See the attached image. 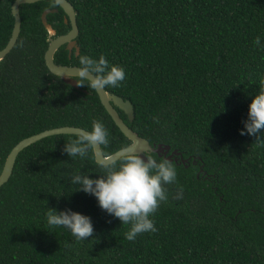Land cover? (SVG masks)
I'll list each match as a JSON object with an SVG mask.
<instances>
[{"label": "trees", "instance_id": "16d2710c", "mask_svg": "<svg viewBox=\"0 0 264 264\" xmlns=\"http://www.w3.org/2000/svg\"><path fill=\"white\" fill-rule=\"evenodd\" d=\"M14 1L0 0V50ZM67 1L79 52L61 46L54 63L103 54L123 65L121 86L104 89L131 103V122L117 112L132 131L179 153L171 161L177 180L152 214L157 231L129 241V225L70 182L77 172L103 174L93 150L69 157L64 145L76 135L44 137L17 154L0 186V264H264V147L240 134L264 80V49L254 45L264 34V0ZM48 9L57 10L46 15L53 35L41 22ZM19 15L18 38L0 60V172L15 144L56 127L91 130L99 119L109 131L104 156L129 145L89 81L75 78L73 88L46 68L47 38L70 29L56 1L22 4ZM48 208L90 216L93 235L78 241L49 225Z\"/></svg>", "mask_w": 264, "mask_h": 264}, {"label": "clouds", "instance_id": "9594fccd", "mask_svg": "<svg viewBox=\"0 0 264 264\" xmlns=\"http://www.w3.org/2000/svg\"><path fill=\"white\" fill-rule=\"evenodd\" d=\"M262 35L254 40V45L260 49H264ZM75 75L81 82L89 81L94 89H104L106 86L120 87L126 71L123 65L110 63L103 54L98 58L81 55ZM261 85L248 105L240 134L255 136L257 146L264 147V80ZM108 143L109 131L101 120L96 119L92 121L91 130H80L75 139L65 143L63 150L69 157L86 158L90 149ZM102 167L104 172L97 177L79 172L72 174L71 184L78 186L76 190L93 195L99 207L118 218L121 224L129 225L125 233L127 240L134 241L141 233L157 231L152 214L161 202L168 200L165 185L176 182V166L167 158L157 159L126 151L118 164L110 161ZM46 218L49 225L67 229L78 241L94 232L91 217L71 208H48ZM65 246L71 247L67 243Z\"/></svg>", "mask_w": 264, "mask_h": 264}, {"label": "water", "instance_id": "95a60500", "mask_svg": "<svg viewBox=\"0 0 264 264\" xmlns=\"http://www.w3.org/2000/svg\"><path fill=\"white\" fill-rule=\"evenodd\" d=\"M41 0H15L11 6V14L13 16V26L11 30L10 37L8 42L6 43L5 47L0 50V60L6 56V54L13 48L20 31V15H19V6L22 4H31ZM58 6L63 10L67 19L64 22H69L70 29L67 33L57 36L56 38L50 39L47 38L48 46L44 53V62L45 66L48 71L61 78V80L70 85L73 88H78L77 81L75 78H78L76 74V67L77 66H64V65H57L54 63L53 57L54 53L58 48L65 45L68 54L75 50V56H77L79 52V48L76 44V37L78 34V28L76 24V16L73 6L67 0H55ZM52 12H56V9L53 10H44L41 14V22L44 27L48 30L49 35H53V30L50 29V26L46 23V15ZM100 104L103 106L104 110L112 119L114 125L119 129V131L123 134V136L130 141V144L124 148H121L115 151L113 154L109 156H104L101 152L100 146L97 145V148L92 149L94 155L95 163L99 165H103L110 161H117L121 157H123L127 152L140 154L141 156L146 155L148 153H155L157 155H163L164 158L169 159L172 161L173 156H179L177 151L169 152V146H161V145H150L149 142L138 136L134 131H132L122 120L119 116L116 109L122 111L127 120L129 122L133 119V108L131 103L128 100H123L121 97L109 93L105 91V89H94ZM82 128L71 127V126H62L56 127L52 129H47L41 131L37 134L31 135L20 140L17 144L13 146V148L8 153L3 167L0 172V186L7 182L9 176L12 172V168L14 165L15 158L17 154L28 145L35 143L36 141L52 135H60V134H72L76 135ZM174 161L176 157L173 158ZM182 163H185L184 160H181Z\"/></svg>", "mask_w": 264, "mask_h": 264}, {"label": "flooded vegetation", "instance_id": "af4514ba", "mask_svg": "<svg viewBox=\"0 0 264 264\" xmlns=\"http://www.w3.org/2000/svg\"><path fill=\"white\" fill-rule=\"evenodd\" d=\"M12 6V5H11ZM48 10H51V9H48ZM57 11V10H56ZM56 38V37H55ZM53 39V38H52ZM63 46H65V45H63Z\"/></svg>", "mask_w": 264, "mask_h": 264}]
</instances>
